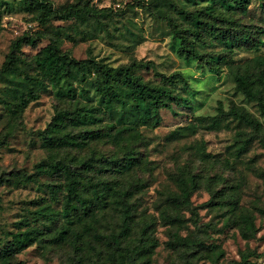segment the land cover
Here are the masks:
<instances>
[{
    "label": "rangeland",
    "instance_id": "1",
    "mask_svg": "<svg viewBox=\"0 0 264 264\" xmlns=\"http://www.w3.org/2000/svg\"><path fill=\"white\" fill-rule=\"evenodd\" d=\"M51 1L61 9L81 4L110 7L114 12L98 16L73 13L69 19L56 20L43 27L22 1H0V67L12 42L19 36L25 32L43 34L37 46L23 47V55L32 60L49 43L51 30L61 25L73 36L64 39L62 49L76 58H93L113 66L141 60L150 62L148 67L137 68L135 72L153 84L165 83L161 73L181 71L184 79L177 83L175 90L184 100L181 104H173L171 110L162 109L158 127H141L143 137L137 141L117 144L105 134V138L90 140V144L83 147L60 148L46 139L57 135L54 117L61 111L74 112L78 106L100 105L97 76L89 75L81 81L77 75L58 84L45 81L36 89L38 97L22 107L18 97L26 91L25 82L10 73L0 74V177L4 180L0 184V249L12 238L10 232L29 226L45 232L42 245L34 242L20 247L10 262L0 259V264H68L67 249L54 248L55 245L47 243L61 218L34 217L44 205L61 207L64 178L57 173H42L37 166L51 159L77 166L82 158L92 154V149L96 154L104 152L106 157L120 160L115 168L105 170V177L118 187L131 189L136 219H155L154 236L159 243L149 257V264H230L240 259L241 252L248 246L260 254L256 260L264 264V217L257 211L264 208V143L255 138L246 150L239 152L236 133L240 129H250L236 122H229L220 129H201L197 133L187 129L194 118L216 114L220 101L225 108L231 102L243 105L264 122L257 104L237 90L231 72L233 65L256 53H264V35L259 34L263 42L258 47L242 44L230 48L226 42L203 31L206 43H194L206 57L214 60L212 64L217 69L214 71L207 58L199 61L180 56L181 39L176 37L166 19V16L172 17L178 27L184 29L190 23L179 14L181 8L224 10L251 28V37L255 40L258 28H264V0H250L246 9L230 11H225L217 0ZM218 25L225 28L226 24L218 22ZM226 26L234 35L243 31V28ZM189 38L195 40L192 36ZM68 126L71 133L76 134L86 126L98 127L99 123ZM202 142L208 156L199 154ZM129 161L132 162L130 167ZM185 171L199 176L201 183L191 196V204L178 208L168 197L178 191L177 177ZM51 183L54 188L49 187ZM215 196L214 204L204 205ZM234 198L238 199L239 208H249L256 215L259 231L253 239H244L228 219L230 202ZM166 213L179 215L183 221L169 223L164 217ZM175 232L193 237L205 246L217 245L224 255L213 261L205 246L173 247L170 242Z\"/></svg>",
    "mask_w": 264,
    "mask_h": 264
},
{
    "label": "trees",
    "instance_id": "2",
    "mask_svg": "<svg viewBox=\"0 0 264 264\" xmlns=\"http://www.w3.org/2000/svg\"><path fill=\"white\" fill-rule=\"evenodd\" d=\"M0 1L3 3L5 0ZM20 1L43 27H48L56 20L69 19L73 13L98 16L114 12L110 7L98 8L81 4H72L61 9L51 0ZM217 1L225 11L246 9L250 2ZM5 5L8 7L9 4ZM178 12L189 21L190 25L186 28H179L170 16H166V19L176 37L181 39L180 56L199 61L207 58V63L214 71L217 70L212 64L214 60L206 57L194 43H206L202 36L203 31L209 32L216 40L226 42L230 48L241 47L242 44L258 47V44L263 42L259 34L264 35V28H258V37L253 40V30L241 24L231 14L224 13V10L216 12L214 8H209L188 11L181 8ZM1 15L0 8V18ZM218 22L237 29L243 28V31L238 35L231 34L232 29L226 25L224 28L218 25ZM51 31L49 43L41 48L32 60L23 55V47L37 46L43 34L25 32L19 36L12 42L10 52L0 67V74L10 73L21 77L25 82L26 91L18 97L22 107L38 97L36 89L44 85L45 81L58 84L77 75H80L81 81H85L93 74L97 76L96 91L101 96V104L82 105L74 112L57 113L53 120L57 135L46 137L49 144L58 145L60 148L83 147L90 144V140L105 138V134L117 144L137 141L143 137L141 127L156 128L160 125L162 109L171 110L173 104L183 102V97L176 94L175 90L177 83L184 79L181 71L172 74L161 73V79L165 83L153 84L135 72L137 68L148 67L150 62L141 60L113 66L93 58L79 59L70 51L62 49L64 39L73 38L72 33L61 25ZM189 36L195 40H190ZM231 68L237 90L248 100L254 101L264 116V53H256ZM229 122H236L250 129H240L236 133L239 152L246 150L255 138H260L264 143V122L236 102H231L229 107L225 108L220 101L216 114L194 118L187 129L197 133L201 129H220ZM95 123H99V126H86L76 134H72L68 126ZM92 150V154L82 158L77 166L58 159L44 160L38 164L40 172L57 173L64 178V195L59 209L44 205L35 212L34 217L44 215L50 220L61 218L59 226L49 234L47 243L55 245L54 248H66L68 264H149V257L159 243L154 236L155 219H136V207L130 199L131 189L118 187L105 177V170L115 168L120 160L106 157L104 152L96 154L95 150ZM199 154L209 155L204 142L199 144ZM132 157L129 156L134 160ZM131 163L129 161V167ZM3 181L0 177V184ZM176 183L178 191L169 195V201L178 208L189 206L191 196L199 187L201 178L185 171L178 175ZM49 187L55 186L51 183ZM214 198L216 199V196L204 205L214 204ZM229 211L228 219L233 221L244 239L250 240L257 236L259 227L252 210L239 208L238 199L234 198L230 202ZM257 211L264 217L263 207ZM164 217L172 224H180L183 221L179 215L166 213ZM9 234L12 238L0 249V259L6 262L11 261L14 252L20 247L34 242L42 245L45 232L38 227L29 226L25 230ZM170 243L173 247L205 246L203 242L193 237H183L178 232L173 234ZM205 247L211 252L213 261L224 255V251L217 245ZM259 257L260 254L248 246L241 252L240 259H234L230 264H260L256 260Z\"/></svg>",
    "mask_w": 264,
    "mask_h": 264
}]
</instances>
